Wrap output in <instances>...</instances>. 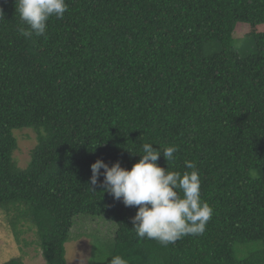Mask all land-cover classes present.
<instances>
[{"label":"trees","instance_id":"16d2710c","mask_svg":"<svg viewBox=\"0 0 264 264\" xmlns=\"http://www.w3.org/2000/svg\"><path fill=\"white\" fill-rule=\"evenodd\" d=\"M66 3L26 39L15 0H0V210L16 238L29 225L47 264H69L76 218L100 216L117 230L89 264H264V0ZM24 130L36 134L26 166ZM143 143L178 148L169 165L161 152L166 169L196 164L214 210L202 234L140 239L138 206L91 189L97 159L131 169Z\"/></svg>","mask_w":264,"mask_h":264},{"label":"clouds","instance_id":"9594fccd","mask_svg":"<svg viewBox=\"0 0 264 264\" xmlns=\"http://www.w3.org/2000/svg\"><path fill=\"white\" fill-rule=\"evenodd\" d=\"M16 12L21 21L20 35L31 39L44 36L51 17L63 18L68 5L66 0H15ZM4 15L0 9V18ZM141 158L131 169L118 160L109 165L97 159L91 165L90 187L98 184L125 206H138L132 218L138 238L156 240L162 245L175 243L186 235H200L213 215V208L201 198V180L193 161L186 160L185 168L191 171H172L158 164L163 152L168 165L175 159L178 148L167 146L155 149L152 143H143L140 151L129 149ZM103 169V171H101ZM103 176V180L100 177ZM111 264H127L119 256Z\"/></svg>","mask_w":264,"mask_h":264},{"label":"rangeland","instance_id":"374dc122","mask_svg":"<svg viewBox=\"0 0 264 264\" xmlns=\"http://www.w3.org/2000/svg\"><path fill=\"white\" fill-rule=\"evenodd\" d=\"M245 24V23H242ZM263 29V28H262ZM250 28L239 25L238 37L244 36ZM20 149L16 158L22 166L30 160V151L36 144V134L32 130L19 133ZM12 217L0 210V264L20 258L24 264H47L37 242V235L29 225H22L21 233L16 238L11 225ZM117 225L103 217L81 215L76 218L71 231V239L66 244V258L69 264H89L92 260L94 243L102 247L115 237ZM95 239H100L99 242Z\"/></svg>","mask_w":264,"mask_h":264}]
</instances>
